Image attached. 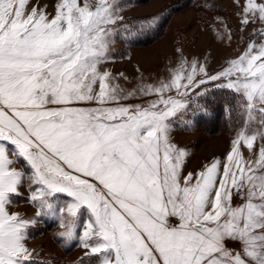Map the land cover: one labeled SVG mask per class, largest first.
Returning a JSON list of instances; mask_svg holds the SVG:
<instances>
[{"label":"snow or ice","instance_id":"obj_1","mask_svg":"<svg viewBox=\"0 0 264 264\" xmlns=\"http://www.w3.org/2000/svg\"><path fill=\"white\" fill-rule=\"evenodd\" d=\"M27 3L0 0V264H38L25 245L35 221L7 210L25 180L37 215L57 217L87 264H264V147L251 161L239 147L252 149L264 132L238 133L223 171L217 160L182 178L186 154L171 143L169 121L206 82L195 79L205 69L182 62L168 82L139 89L157 99L124 105L133 93L98 67L123 19L115 0L94 9L61 0L52 19ZM242 16L243 25L264 22V0H246ZM222 78L218 87L241 95L249 119L257 112L264 124V42L208 76ZM20 160L29 173L13 166Z\"/></svg>","mask_w":264,"mask_h":264},{"label":"rangeland","instance_id":"obj_2","mask_svg":"<svg viewBox=\"0 0 264 264\" xmlns=\"http://www.w3.org/2000/svg\"><path fill=\"white\" fill-rule=\"evenodd\" d=\"M178 1L142 0L141 3L127 4L123 0H115L119 15L123 19L115 26L116 32L111 37L107 60L98 67L101 72L107 71L111 74V82L123 90L122 94L133 93L127 100L122 99L120 103L140 104L144 107L157 97L141 95L139 91L141 87H158L161 82H168L175 74V70L185 61L188 62L189 68L191 62L195 61L198 68L202 66L205 69L206 74L199 73L195 79L197 81L204 79L206 82L191 89L190 94L183 97L187 100V108L178 110L169 121L171 143L186 154L181 176L183 178L188 173H192L195 179L199 172L217 160L220 161L223 171L226 157L231 152L238 133L244 132L245 135H250L264 132V124L261 123L259 113L253 112V118L249 119L245 109L246 101L239 94H237V115L234 120H229L225 124L221 122L219 127L209 132L195 128L194 125V118L202 111L205 94L219 84L226 83L223 78L209 81L208 76L216 75L226 68L232 60L247 51L250 44L259 45L264 42L259 36V33L264 31V22L250 19L247 25L241 23L242 8L246 0H217L216 4H219L220 8L218 9L216 5L211 11L203 12L205 7L195 4L178 8L169 17L165 31L157 40L141 46L130 42L141 28L160 20L167 13L164 9L170 3ZM60 2L61 0H28L26 12L36 7L37 10H44L48 19H52ZM85 2L94 9L99 0H79L81 6ZM203 4L205 5V2ZM168 95L181 98L177 97L175 90ZM239 147L245 160H255L258 158L259 149L264 147V138L257 135L252 149H249L243 140ZM13 166L26 174L30 172L22 160L17 161ZM19 193L20 195L11 197L7 210L9 213H19L22 219L35 221L28 226L25 240V245L32 251L34 259L48 264H78L82 260L84 251L79 246V241H66L61 237L60 234L65 228L61 227L57 217L48 214L37 215L41 209L28 199L31 195L28 180L19 187ZM67 200L68 198L63 194L56 198L58 204H64ZM240 203H242L240 198L234 197L233 206H238ZM82 213L78 217L77 235L82 230L84 220L89 216L84 210ZM226 243L234 251L241 249L239 242ZM84 263L87 264V261Z\"/></svg>","mask_w":264,"mask_h":264},{"label":"trees","instance_id":"obj_3","mask_svg":"<svg viewBox=\"0 0 264 264\" xmlns=\"http://www.w3.org/2000/svg\"><path fill=\"white\" fill-rule=\"evenodd\" d=\"M123 1L127 4L142 2V0ZM216 1L217 0H179L177 3H170V5L164 9L167 10V13L162 16L160 20L156 21V23L152 25L141 28L138 34H136L130 42L133 43V45L141 46L159 39L165 31L169 17L178 8L193 6L195 4L205 7L202 10L203 12L205 10L211 11L216 5L218 9L220 8V5L216 4ZM204 2L205 5L203 4ZM203 101L204 105L202 111L196 116V118H194L195 128L205 129L209 132L210 130H214L215 128L219 127L218 125L221 124V122L225 124L227 121L234 120L236 118L238 106L237 93L226 88L215 87L210 89L205 94ZM35 261H37L38 264H48L44 261ZM85 261L86 260H81L78 264H86L84 263Z\"/></svg>","mask_w":264,"mask_h":264}]
</instances>
